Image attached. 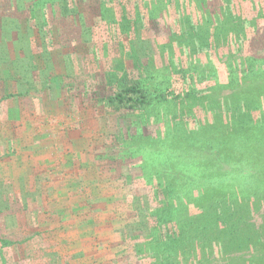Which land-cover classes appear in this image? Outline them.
Listing matches in <instances>:
<instances>
[{"label": "rangeland", "instance_id": "374dc122", "mask_svg": "<svg viewBox=\"0 0 264 264\" xmlns=\"http://www.w3.org/2000/svg\"><path fill=\"white\" fill-rule=\"evenodd\" d=\"M16 1L0 0V98L26 87L25 70L32 81L27 94L0 99V264H152L164 242L140 223L164 209L173 242L154 264H264V130L248 127L264 129V0H143L137 23L124 17L133 0H102L114 21H49L40 11L27 25L30 4ZM250 58L262 66L256 79ZM174 69L199 82L175 76L179 97L157 96ZM126 71L144 78L152 100L128 139L136 157L114 173L116 197L101 209L90 192L111 175L83 148L102 141V127L113 152L106 135L121 115L99 120L90 95L104 75ZM110 160L102 173L115 169ZM135 240L145 241L140 258Z\"/></svg>", "mask_w": 264, "mask_h": 264}, {"label": "trees", "instance_id": "16d2710c", "mask_svg": "<svg viewBox=\"0 0 264 264\" xmlns=\"http://www.w3.org/2000/svg\"><path fill=\"white\" fill-rule=\"evenodd\" d=\"M85 1L86 0H55L52 2L45 3V4H47L46 6H45V4L43 6V4H42V3H44L43 0H33V1L31 0L30 2H28V0H17L16 2H17V5L19 8H22L23 4H25V5L30 4L29 7H31V8H30V11H28V13H29L28 18H27L26 22L24 21L26 25H27L28 20L33 21V19H35V17L37 16L36 14L39 15L40 11H41V14L44 15V18H45V16H47V13H48L47 18L49 21L51 20V17L56 16V15H59V16L65 15V16L73 17V18H75V20L77 22L80 21L81 24L84 23V20H85L84 18H86V17L87 18L89 17L92 21H95V19H96L99 21L98 23L105 21V20L107 22L114 21V19H115L114 15L115 14L112 13V9L109 6H106L102 0H87L90 3L88 6L89 10H85V7H84ZM55 5L57 7V11L53 10V7ZM50 8H51V10L49 11L48 9H50ZM23 9H24V7H23ZM144 10H145V8H144L143 0H133L132 10L129 11L128 16H126V14H125L124 17H126L127 20L130 21L131 23H137L142 19L140 13ZM47 18H46V20H47ZM82 21H83V23H82ZM150 21L151 20L149 19L148 22H150ZM1 22L3 24L4 35L10 34L11 29L6 28V26L9 22L5 19H3ZM28 25L30 27V24H28ZM93 26H96V24L91 25V27H93ZM29 27L27 26L28 30L30 29ZM55 27L56 26H52V29L54 31H56ZM18 30H19V28H18ZM34 33L39 38L38 31L35 28H34ZM14 34H16V33L14 32ZM136 36H139V35H136ZM254 63H255L254 58H250L249 65H248V67H249L248 71L256 79V75L258 74L256 72L258 70H260L261 69L260 67H262V66H259L260 69L257 67L258 70H256L257 69L256 68L257 61L255 64ZM262 64H264V60L262 61ZM35 67H34V65H31L30 70L32 71ZM124 73L125 74L121 75V76L115 75L114 77H108V78H107V76L104 75L103 78L99 80L100 85L98 84V87L96 88L97 90L93 91V93L90 95V101H92L94 103L95 107L99 108V115H100L99 120L101 119L102 114L106 115V110H108V111L110 110L111 112H114V113L117 112L121 115L119 117L117 115L115 116V114H114L113 117H115V120H116V122L114 124V129L112 132L111 131L107 132L108 134L106 135L109 137L108 140L110 142H112V147L115 148V150L113 152H109L107 144H105L103 141V138L105 137V133H106L105 131H107V130L103 129L102 127H100V129L98 130V133L96 136L97 139L101 138L102 141L101 140L94 141V144L92 145V147L90 146V148H88L87 150L85 148H83L84 151H87L86 152L87 155H89L90 157L97 160L96 165L93 162L91 163L95 167V169L97 170V173L102 174L106 177H109L111 175L109 178H105L103 180L104 182H106V183H104L103 187L101 186V188H99V189L97 188V190L95 192H93V191L90 192L93 199H96V197H97V199L99 197L102 198V202H94L95 205L99 204L101 209L104 208V206H106L107 201L108 202L113 201L112 199L114 197H116V195L113 193V188L111 189L108 187L109 182L114 181V179L112 178L115 175L114 173L118 170V168L121 169L124 166L126 167L128 164L127 162L129 160H133V158L136 157V155H135L136 150H134L132 152V148H131V145L128 143V139L131 140V138H133L137 134V129H138V127H140L139 124H141V121L138 120L141 116V112L143 111V113H144V111L148 108V106L151 105V100H152V96H151L150 92L147 90V85H145L143 83L144 78H140L139 76L137 77L136 75H134L132 73V71L131 72L126 71ZM21 74H22V78H23V81H24V84L26 87L18 86V88L16 89V91L14 93H9V94L3 95L0 98L1 100L4 99L5 97H14L17 95L27 94L29 87H31V81L32 80L28 78L30 76V74H29V72H26V70ZM48 75L49 76L47 78H48L49 82H53V80H57L58 85H60V86L65 85L62 79L66 76L63 75L62 73H58V74H53V73L51 74L50 73ZM175 76H179L180 80L185 81L186 83L189 82L192 85L194 83L199 82L196 80L200 79V75L198 74V72H195V73L191 72V74H186L182 69H180V70L174 69V70L170 71V73H169V77H170L169 78V86L167 87L165 94H160L157 96H159L161 98L173 97L175 99H177L179 97L180 94L173 92V88L176 85L175 81H174ZM192 81H193V83H192ZM103 83L105 85L110 84L112 91L107 93L104 91V89H101L100 87H102L101 85H103ZM45 85H47L46 82H45ZM253 85L254 84H252V86ZM256 85L258 86L257 87L258 89H261L264 86V83L263 82L262 83L257 82ZM263 90H264V88L262 90L258 91V94H256L257 99L260 98V95L261 96L264 95ZM171 93H173V95ZM186 96L187 97L191 96V92L187 91ZM107 117H111V116L108 115ZM131 121H132V123H131ZM252 124L248 127H250L251 129L253 128V130L259 131V132H260V130H264L262 128V126L260 127V126L255 125L254 123H252ZM240 129H241V132H244L248 128L246 127V129H244V130L242 128H240ZM217 130H218V128H217ZM238 132H240V130ZM261 133L264 134L263 131ZM245 140H247V139L244 138V141ZM123 141H125L124 143L127 145L126 148H122L120 146ZM117 146H120V148L118 147V149H117ZM221 148H222L221 144L216 146L217 150H219ZM103 159H111L109 165L111 163H113L115 165L114 166L115 169H113V168L108 169L109 175L106 173H102L103 170H101V166H103V165H101V162ZM99 161H100V164L98 166ZM125 161H126V164H125ZM88 195H90V194H88ZM90 203L93 205V202H90ZM167 220H169V212L167 209H164V211L162 212V215L159 217V221L157 223H154L153 225L151 224V226H150V223L149 224L147 223V221H149L147 216L144 219H142L141 223H140L145 229H149L150 230V231L148 230L149 232H154V238H155L154 241L155 242L156 241L157 242H164V244L162 246H159V244H158L160 249L157 250L155 252V254H153V258L155 260L154 263L156 261H158L164 255V253H167L166 251L168 250V248L171 249L170 246L173 242V238L172 237L169 238L168 233L164 234L166 231L165 230L166 227L164 224L167 222ZM156 225L158 228L156 227ZM154 226H155V228H154ZM163 230H164V232H163ZM121 240H125L124 236L123 237L121 236ZM198 240H199V237L196 236L194 241H198ZM145 241L148 243L147 239ZM144 242L138 243V241L137 242H136V240L134 241V244L136 246L133 249V251H134L135 255L138 256L139 258L141 257L140 254L144 253L143 250L145 251V247L142 245ZM152 242H153V240H152ZM98 246L100 247V245H98ZM191 249H192V247L189 249V252L191 251ZM99 255H101V257H102V254L99 253ZM259 259L262 260V259H264V257L262 258V256H259ZM154 263H152V264H154Z\"/></svg>", "mask_w": 264, "mask_h": 264}]
</instances>
